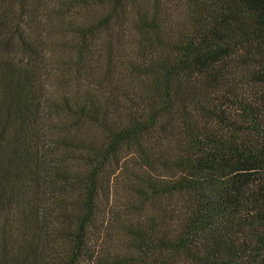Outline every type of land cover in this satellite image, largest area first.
<instances>
[{
	"label": "trees",
	"instance_id": "obj_1",
	"mask_svg": "<svg viewBox=\"0 0 264 264\" xmlns=\"http://www.w3.org/2000/svg\"><path fill=\"white\" fill-rule=\"evenodd\" d=\"M0 264H264V0H0Z\"/></svg>",
	"mask_w": 264,
	"mask_h": 264
},
{
	"label": "rangeland",
	"instance_id": "obj_2",
	"mask_svg": "<svg viewBox=\"0 0 264 264\" xmlns=\"http://www.w3.org/2000/svg\"><path fill=\"white\" fill-rule=\"evenodd\" d=\"M56 31V30H55ZM50 33V32H49ZM48 34V33H47ZM59 35V34H58ZM53 38V36L51 35V38L50 37H47V35H46V33H45V39H44V41L46 42V43H48V42H50L51 41V39ZM63 38V37H62ZM54 39L55 40H57V37H54ZM44 49H46V47L44 48ZM48 49H46V51H47ZM45 85L48 87V90L50 91L51 90V85L48 83V82H45ZM103 229H108V227L107 228H105V227H103ZM102 237H101V240H103L101 243H100V241H97L96 240V243H95V247L97 248V249H99L100 250V248L101 247H99V246H104V247H109V245L111 244V243H113V245H115L116 244V234H113V232H109V233H107V230H105L103 233H101L100 234ZM105 241V242H104Z\"/></svg>",
	"mask_w": 264,
	"mask_h": 264
}]
</instances>
